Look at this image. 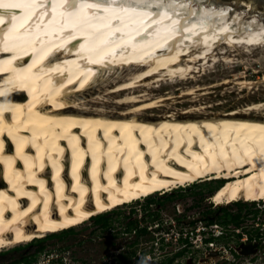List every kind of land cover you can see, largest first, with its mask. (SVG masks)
<instances>
[{"label": "bare ground", "instance_id": "6f19581e", "mask_svg": "<svg viewBox=\"0 0 264 264\" xmlns=\"http://www.w3.org/2000/svg\"><path fill=\"white\" fill-rule=\"evenodd\" d=\"M256 48L261 19L207 0H0V252L199 181L264 199V101L156 116L149 87Z\"/></svg>", "mask_w": 264, "mask_h": 264}, {"label": "rangeland", "instance_id": "374dc122", "mask_svg": "<svg viewBox=\"0 0 264 264\" xmlns=\"http://www.w3.org/2000/svg\"><path fill=\"white\" fill-rule=\"evenodd\" d=\"M207 1L217 6H228L237 12L246 11L249 16L255 15L264 22V5L255 0ZM248 4L252 6L251 10ZM227 53L224 56L218 55L219 61L215 65L209 63L208 67L201 69L199 74L194 73L188 81L170 79L150 84L154 97L166 94L172 96L171 100L165 101V107L151 113L156 116L172 110L179 113L193 107H206L209 114L224 113L248 103L264 101V83L261 82L264 76V49L249 50L250 54L241 49ZM226 56L231 63L220 60ZM127 71H124L123 77L127 76ZM244 78L248 80L246 88L242 89L240 85L234 84L236 80ZM226 79L230 81L229 84L219 85ZM195 88L201 90L197 93L199 97H195L196 101L190 96L177 97L180 93ZM146 90L143 87L135 94L139 95ZM224 182L225 180L199 181L169 192L159 191L139 201L134 200L130 204L98 214L103 215L102 222L106 223L104 227L96 221L97 215L65 233L62 232L64 229L56 232V236L50 237L48 234L49 237H44L42 242L34 240L11 249H3L0 252V264H23L18 262L22 258L31 260V264H123L117 256L129 251L132 243H136L133 248L137 256L129 264H159L167 259H172L170 264H264V199L261 202L247 198L230 205H218L213 197L224 188ZM218 183L222 185L217 190ZM210 190H215L214 194L210 195ZM237 203L245 205L239 209ZM223 208L224 214H240V228H233L231 224L224 228L220 225L205 227L204 220L222 217L220 209ZM135 223L138 228L147 227L148 233L136 236L133 231L125 232L126 228L134 229L132 224ZM191 231L193 235L190 234ZM162 232L167 234L165 240L160 241L158 236ZM176 233H185L189 244L175 242ZM198 235L200 237H196ZM211 235L218 237L212 247L200 242L199 239L203 240ZM248 242L256 243V247L246 255L239 254L238 246ZM179 251H183V254L176 256Z\"/></svg>", "mask_w": 264, "mask_h": 264}, {"label": "trees", "instance_id": "16d2710c", "mask_svg": "<svg viewBox=\"0 0 264 264\" xmlns=\"http://www.w3.org/2000/svg\"><path fill=\"white\" fill-rule=\"evenodd\" d=\"M222 182V181H221ZM222 185V184H221ZM221 185L220 186H217L216 188H217V190L221 187ZM216 190V191H217ZM211 191V190H210ZM214 194V193H213ZM213 196V195H212ZM211 196V197H212ZM244 206L245 205V203H237L236 204V206L240 209L241 208V206ZM220 211H222L223 212V216L222 217H219L218 219H214V218H208V219H205L204 220V224L206 225V226H209V225H213V224H219L221 227H226L228 224H231L232 226H233V228H240L242 225H241V216H240V214L239 213H236V214H234V215H227V214H224V212H225V208H223V209H220ZM95 218V217H94ZM103 215H98L97 217H96V221L98 222V223H100L103 227L104 226H106V223L105 222H102L103 221ZM132 226H133V228L134 229H130V228H126L125 229V232H130V231H133V232H135L136 233V236H139V235H144V234H146V233H148L147 232V227H143V228H138V225H137V223H135V225H133L132 224ZM69 230H71V229H69ZM69 230H65V231H62L63 233H65V232H67V231H69ZM57 234H52V235H49L50 237L51 236H56ZM263 235H264V233H263ZM262 235V236H263ZM49 236H47V237H49ZM222 238V237H221ZM251 238V237H250ZM42 240L43 239H40V240H37L38 242H42ZM213 240H216V239H214V238H212V237H210V238H208V239H205L204 241L205 242H210V241H213ZM182 242H184L182 239H180V243H182ZM136 243H132L131 244V246H129L130 248H129V251H126V252H123V253H121V254H119L118 256H117V259L119 260V261H121L123 264H129L130 263V261H131V259H136V251L134 250V245H135ZM232 252V251H231ZM183 254V251H179L178 253H176V256H181ZM237 256V255H236ZM19 263H23V264H31V260H27L26 258H22L21 260H19L18 261ZM172 262V259H167V261L165 262H160L159 264H170ZM17 263V262H16ZM16 263H14V264H16ZM153 264H157V263H153Z\"/></svg>", "mask_w": 264, "mask_h": 264}, {"label": "built area", "instance_id": "2783aa9c", "mask_svg": "<svg viewBox=\"0 0 264 264\" xmlns=\"http://www.w3.org/2000/svg\"><path fill=\"white\" fill-rule=\"evenodd\" d=\"M217 225H219V224H213V225H209V226H206L205 225V227H210V226H217ZM205 227H203V229H205ZM158 228V227H157ZM236 230V229H235ZM238 230V229H237ZM193 231V230H192ZM192 231L190 232V234L191 235H193V233H192ZM194 232V231H193ZM197 232H199V230L197 231ZM165 234H167L166 232H162L159 236H158V239L160 240V241H163V240H165ZM196 237H200V235H198V236H196ZM210 237H212V238H214V239H217L218 237H213L212 235L211 236H209L208 238H210ZM249 237H252L251 235H249ZM208 238H206V239H208ZM180 239H182L184 242H182L181 244H189V241H188V238H187V236H185V233H176L175 234V236H174V241L175 242H178V243H180ZM251 239H253V240H255V238H251ZM200 240V242L201 243H204L205 245H208L209 247H212L213 246V242L214 241H216V240H213V241H210V242H205L204 240L205 239H203V240H201V239H199ZM248 240V239H247ZM166 241H167V239H166ZM243 244V243H242ZM228 248V247H227ZM230 251H231V249H230Z\"/></svg>", "mask_w": 264, "mask_h": 264}, {"label": "water", "instance_id": "95a60500", "mask_svg": "<svg viewBox=\"0 0 264 264\" xmlns=\"http://www.w3.org/2000/svg\"><path fill=\"white\" fill-rule=\"evenodd\" d=\"M258 4L264 5V0H255ZM256 247V243H243L238 246L239 254L246 255L252 252V249Z\"/></svg>", "mask_w": 264, "mask_h": 264}, {"label": "flooded vegetation", "instance_id": "af4514ba", "mask_svg": "<svg viewBox=\"0 0 264 264\" xmlns=\"http://www.w3.org/2000/svg\"><path fill=\"white\" fill-rule=\"evenodd\" d=\"M220 185V183H218V185L217 186H219ZM217 189V188H216ZM215 191V190H214ZM213 190H211V191H209L208 193L211 195V194H213V192H214ZM233 252V251H232Z\"/></svg>", "mask_w": 264, "mask_h": 264}, {"label": "clouds", "instance_id": "9594fccd", "mask_svg": "<svg viewBox=\"0 0 264 264\" xmlns=\"http://www.w3.org/2000/svg\"><path fill=\"white\" fill-rule=\"evenodd\" d=\"M254 202H259V201H254ZM261 202H263V200H261ZM61 233V232H60ZM52 235V234H51Z\"/></svg>", "mask_w": 264, "mask_h": 264}, {"label": "snow or ice", "instance_id": "6c2138e0", "mask_svg": "<svg viewBox=\"0 0 264 264\" xmlns=\"http://www.w3.org/2000/svg\"><path fill=\"white\" fill-rule=\"evenodd\" d=\"M158 6H159V5H158ZM165 6H169V7H170L171 5H165Z\"/></svg>", "mask_w": 264, "mask_h": 264}]
</instances>
